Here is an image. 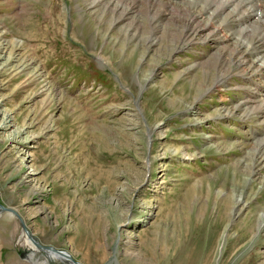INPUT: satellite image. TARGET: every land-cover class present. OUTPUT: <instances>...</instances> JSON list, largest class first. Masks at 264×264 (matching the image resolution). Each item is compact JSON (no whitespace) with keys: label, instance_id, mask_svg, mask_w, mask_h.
Instances as JSON below:
<instances>
[{"label":"rangeland","instance_id":"374dc122","mask_svg":"<svg viewBox=\"0 0 264 264\" xmlns=\"http://www.w3.org/2000/svg\"><path fill=\"white\" fill-rule=\"evenodd\" d=\"M95 5L0 0V203L82 264H264V72ZM23 233L0 214V264H68Z\"/></svg>","mask_w":264,"mask_h":264},{"label":"bare ground","instance_id":"6f19581e","mask_svg":"<svg viewBox=\"0 0 264 264\" xmlns=\"http://www.w3.org/2000/svg\"><path fill=\"white\" fill-rule=\"evenodd\" d=\"M163 1H166L168 4L163 5ZM128 2H130V4H128ZM157 2H160V4H162L163 6H167L166 9H168V6H172V9L171 11H169V13L170 17L173 19V22L174 19H176V16L180 18L179 21L185 20L182 26L179 24L174 28L176 32H180V35L183 33L182 31L184 29H188L187 35L189 37H193L194 34L201 28L202 31H209V34L202 39V41H205L206 39L211 40L212 38H216L214 37V34L217 31L224 32L225 34L222 39L224 41L226 40V43L228 39L234 42L230 50V55L233 59H229L231 62H234V60H236L238 65H245L250 67L253 66L257 67L256 70L264 71V0H91V5L96 6V3H100L107 9L112 8V10L114 11H120L121 16L115 20L116 22H118L119 20L124 19L129 7L133 8L132 4L136 5L138 3H142L146 7H148L145 10L146 14L154 23L157 16H159L161 19L165 17V14H152L153 7H155ZM181 15H185V18H181ZM166 32L172 33V31L170 32V29H167ZM245 54H248L251 59L250 57L249 59L244 58ZM205 66H207V68H214V66L209 63H203V67ZM217 83L218 82H216L215 85ZM213 87H210L209 91ZM256 149L264 150V137L261 140H258ZM147 166V170H151L150 162L147 163ZM1 206L2 204L0 203V207ZM11 208L17 212L16 208ZM2 212L3 211L0 210V214ZM5 212H9L11 214L14 213L13 211ZM24 235H27L28 239L33 244V240H37L29 232V229L27 227L24 228L23 236ZM51 247L57 251L65 252V254L69 256V258L64 254H60L52 249H49V247L45 249V252L49 253L50 255L52 254L54 257L61 261L68 262V264L72 263L71 259H73V256L69 251L58 250L54 246ZM31 258H34L33 253Z\"/></svg>","mask_w":264,"mask_h":264},{"label":"water","instance_id":"95a60500","mask_svg":"<svg viewBox=\"0 0 264 264\" xmlns=\"http://www.w3.org/2000/svg\"><path fill=\"white\" fill-rule=\"evenodd\" d=\"M0 210H1V211H13V212H14V213L20 218L23 229L26 227L25 224H23L22 217L19 216V213L16 212V211H15L14 209H12L11 207H8V206H6V205H2V206L0 207ZM33 241H34V243H35L36 245H38L39 247H41V249H44V250H45L47 247H49V249H52V250H54L55 252H58V253H60V254H64L65 256H67V257L69 258V256H68L67 254H65V252H63V251H57V250L53 249L51 246H48V245H41V244L38 243L37 240H33ZM71 260H72V263H71V264H81L79 261L75 260L74 258L71 259Z\"/></svg>","mask_w":264,"mask_h":264}]
</instances>
